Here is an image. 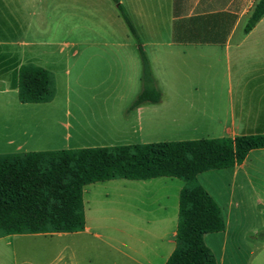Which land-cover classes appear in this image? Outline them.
<instances>
[{"label": "crops", "instance_id": "1", "mask_svg": "<svg viewBox=\"0 0 264 264\" xmlns=\"http://www.w3.org/2000/svg\"><path fill=\"white\" fill-rule=\"evenodd\" d=\"M118 1L160 102L133 106L143 91L142 61L114 0H0V155L264 135V17L245 32L260 0ZM61 32L67 41L46 39ZM65 48L69 57L61 59ZM81 54L83 67L71 63ZM27 64L55 75L52 102H20ZM82 73L84 104L69 81L79 86ZM64 87L73 101L59 97ZM198 182L226 222L225 231L204 237L217 264H264V149ZM185 185L169 177L87 185L83 231L0 238V264L17 238H50L52 264H166Z\"/></svg>", "mask_w": 264, "mask_h": 264}, {"label": "trees", "instance_id": "2", "mask_svg": "<svg viewBox=\"0 0 264 264\" xmlns=\"http://www.w3.org/2000/svg\"><path fill=\"white\" fill-rule=\"evenodd\" d=\"M114 1L139 45L142 61L143 91L133 106L159 103L161 92L141 40L119 1ZM263 17L264 0H260L245 32ZM56 92L52 72L34 64L21 67V103H50ZM256 149H264V135L0 155V238L81 232L86 227L83 191L87 185L169 177L186 185L180 194L176 249L166 264H217L204 237L225 231L226 222L198 176L241 165Z\"/></svg>", "mask_w": 264, "mask_h": 264}, {"label": "rangeland", "instance_id": "3", "mask_svg": "<svg viewBox=\"0 0 264 264\" xmlns=\"http://www.w3.org/2000/svg\"><path fill=\"white\" fill-rule=\"evenodd\" d=\"M46 39H52L57 42H65L68 40V33H46ZM62 48V47H61ZM60 48V49H61ZM69 49L65 48V52L60 56L61 59H68L69 57ZM83 54L76 59H72L71 63L75 61L78 63L79 67H83L84 62ZM64 61V60H63ZM76 76V75H75ZM62 80V86L65 84L66 78L60 77ZM73 77L70 78V86L73 88V91H77L80 93L79 96L82 98V104H84V76L79 78V86H76L73 82ZM64 81V83H63ZM63 88V91L60 92L59 97L63 100L67 98V95L70 96L72 101L75 99V93L72 91L66 93ZM37 116V115H36ZM37 119H39L37 117ZM241 231L248 232V224L241 228ZM51 239L45 238H24V239H16L13 240L11 257L7 256L6 264H52L53 260L56 258V253L53 251L51 247H47V244L51 243Z\"/></svg>", "mask_w": 264, "mask_h": 264}]
</instances>
